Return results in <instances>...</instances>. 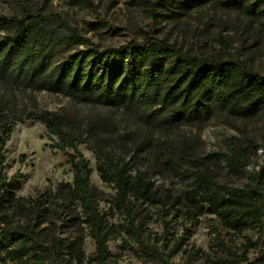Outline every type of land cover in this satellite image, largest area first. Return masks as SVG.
<instances>
[{"label": "trees", "instance_id": "trees-1", "mask_svg": "<svg viewBox=\"0 0 264 264\" xmlns=\"http://www.w3.org/2000/svg\"><path fill=\"white\" fill-rule=\"evenodd\" d=\"M77 1L96 13L92 0ZM132 1L158 18L159 2ZM232 6L260 18L264 0H238ZM95 26L109 25L100 21ZM1 29L9 33L0 39V152L19 123L44 125L53 148L67 154L74 179L17 197L23 174L8 176L1 168L0 264H84L87 234L96 245L91 263L110 264L108 244L120 235L109 222L115 210L126 215L123 231L144 247L136 225L139 204L189 220L213 215L238 234L256 229L260 238L245 237L240 251L217 239L220 255L213 264H264V165L250 174L246 187L237 188L217 181L205 164L192 162L188 170L176 157L185 156L189 146L179 127L184 120L207 118L213 108L240 118L263 114L264 75L238 59L190 55L152 38L100 49L56 14L0 15ZM74 45L87 49L59 63V53ZM41 91L68 103L41 110L34 97ZM82 145L95 155L100 179L116 190L112 201L92 184V164L79 152ZM143 154L172 172L182 171L191 185L180 195L157 186L153 176L158 171L141 170L136 163ZM246 159L238 152L226 163L241 173ZM102 202L111 205L110 213L102 211ZM62 216L74 229L69 241L52 233ZM151 250L156 264H173ZM252 251L256 256L250 259ZM187 264H195L192 256Z\"/></svg>", "mask_w": 264, "mask_h": 264}, {"label": "rangeland", "instance_id": "rangeland-1", "mask_svg": "<svg viewBox=\"0 0 264 264\" xmlns=\"http://www.w3.org/2000/svg\"><path fill=\"white\" fill-rule=\"evenodd\" d=\"M153 1L161 4L157 19L150 17L132 0H92L96 13L83 8L77 0H0V15L22 18L26 12L56 14L100 49L118 48L152 38L174 44L190 55L225 61L238 59L264 75V6L261 17L255 18L232 6L238 0ZM100 21L109 26H95ZM8 33L7 29H1L0 39ZM86 49L87 46L78 45L71 46L67 52L63 49L57 61L63 63L70 55ZM34 97L41 110H56L68 103L62 96L45 91L35 93ZM179 127L189 139V146L183 151L185 156H176L177 163L183 164L185 169H192V162H200L220 183L243 188L250 182V174L264 165V113L240 118L213 108L207 118H190ZM53 144L44 125L25 121L16 126L3 154L0 152V170L3 168L8 176L23 174L17 197H28L36 190L56 188L61 183H73L67 154L54 149ZM79 152L92 164V184L112 201L116 190L100 179L95 155L85 145L79 147ZM238 152L247 155L241 173L226 163L227 156H235ZM136 163L141 170L158 171L153 176L155 184L175 195H180L191 185V179L184 177L182 171L172 172L162 163H155L149 155L143 154ZM110 207L107 202L101 203L103 212L110 213ZM136 219L144 247L134 236L123 231L127 224L124 213L115 210L110 214L109 222L120 233L108 244L112 256L110 264H156L151 249L160 251L173 264H187L190 256L195 264H213L220 255L215 247L217 239L240 251L245 237L255 241L261 236L256 229L244 234L234 233L213 215L189 220L182 213L142 204L136 208ZM52 233L65 241L74 237V229L65 216ZM83 253L84 264H94L89 259L95 255L96 245L88 234ZM255 256L252 251L249 258Z\"/></svg>", "mask_w": 264, "mask_h": 264}]
</instances>
